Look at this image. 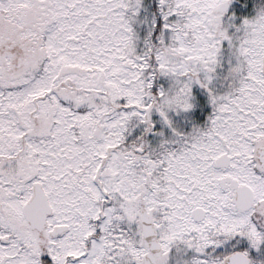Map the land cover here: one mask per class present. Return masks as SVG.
Segmentation results:
<instances>
[{"label": "snow or ice", "instance_id": "snow-or-ice-1", "mask_svg": "<svg viewBox=\"0 0 264 264\" xmlns=\"http://www.w3.org/2000/svg\"><path fill=\"white\" fill-rule=\"evenodd\" d=\"M0 264H264V0H0Z\"/></svg>", "mask_w": 264, "mask_h": 264}]
</instances>
